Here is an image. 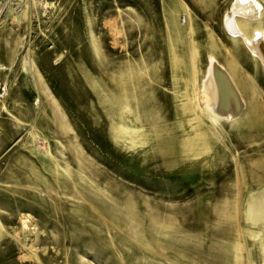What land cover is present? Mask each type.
Returning a JSON list of instances; mask_svg holds the SVG:
<instances>
[{"label":"rangeland","instance_id":"rangeland-1","mask_svg":"<svg viewBox=\"0 0 264 264\" xmlns=\"http://www.w3.org/2000/svg\"><path fill=\"white\" fill-rule=\"evenodd\" d=\"M235 1H0V264H264V0L238 34Z\"/></svg>","mask_w":264,"mask_h":264},{"label":"bare ground","instance_id":"bare-ground-1","mask_svg":"<svg viewBox=\"0 0 264 264\" xmlns=\"http://www.w3.org/2000/svg\"><path fill=\"white\" fill-rule=\"evenodd\" d=\"M45 1L47 4H52L54 2V0ZM229 14L230 15L225 19V27L229 32L238 34L237 25L234 21L235 16L240 14L248 20L257 21L260 19V8L255 0H236ZM263 34L264 31L255 33L252 42L247 41L246 38L244 40V45L252 54V57L255 56L264 66ZM217 65L215 60L210 61L207 78L203 87V101L206 103L209 110L218 116L230 118L231 116L238 115L244 107V102L242 101L243 91L239 89V87L242 88L243 84L239 81L240 78L238 75L236 76L234 72L230 75L221 66ZM263 168L264 161L261 169Z\"/></svg>","mask_w":264,"mask_h":264},{"label":"built area","instance_id":"built-area-1","mask_svg":"<svg viewBox=\"0 0 264 264\" xmlns=\"http://www.w3.org/2000/svg\"><path fill=\"white\" fill-rule=\"evenodd\" d=\"M1 1V0H0ZM2 2H0V5H1Z\"/></svg>","mask_w":264,"mask_h":264}]
</instances>
